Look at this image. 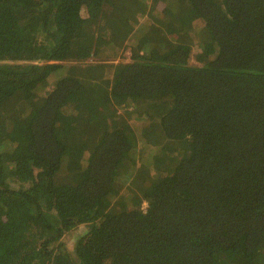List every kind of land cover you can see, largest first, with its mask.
Returning a JSON list of instances; mask_svg holds the SVG:
<instances>
[{"label": "trees", "instance_id": "1", "mask_svg": "<svg viewBox=\"0 0 264 264\" xmlns=\"http://www.w3.org/2000/svg\"><path fill=\"white\" fill-rule=\"evenodd\" d=\"M0 264H264V0H0Z\"/></svg>", "mask_w": 264, "mask_h": 264}, {"label": "rangeland", "instance_id": "2", "mask_svg": "<svg viewBox=\"0 0 264 264\" xmlns=\"http://www.w3.org/2000/svg\"><path fill=\"white\" fill-rule=\"evenodd\" d=\"M154 1L155 0H150V4H151V2H154ZM205 50L207 51L206 52L207 54H210L211 51H212V48H211V46H207ZM197 53H200V51H199L198 48H195L193 54L190 57V63L191 64H194V65H200L201 64V62L198 60V57H197L198 54ZM89 61H91V62H99V61H128V58L127 57H125V58H105V59H101V60L95 59V58H93V59L90 58ZM65 239H67L68 247H72V245L74 243L73 237L67 236Z\"/></svg>", "mask_w": 264, "mask_h": 264}]
</instances>
